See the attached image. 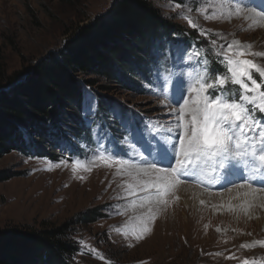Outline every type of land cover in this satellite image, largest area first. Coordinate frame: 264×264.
I'll return each mask as SVG.
<instances>
[{
  "label": "rangeland",
  "instance_id": "obj_1",
  "mask_svg": "<svg viewBox=\"0 0 264 264\" xmlns=\"http://www.w3.org/2000/svg\"><path fill=\"white\" fill-rule=\"evenodd\" d=\"M151 1L164 17L194 33L206 55L210 53L220 62L223 57L218 54L238 40L242 45H251L249 51L253 53L241 58L264 67V19L251 16L247 10L236 15L232 11L236 5L229 0ZM113 2L0 0L2 75L9 78L28 72L37 62L63 48L79 27L107 13ZM242 2L260 4L261 0ZM188 18L197 27H192ZM201 29L207 34L201 35ZM203 49L194 46L189 53L178 49L172 79L183 74L191 80L205 73L200 64ZM220 65L223 74L226 73V66L221 62ZM91 78L99 83L94 89L85 88L86 100L89 93L95 96L97 92L112 100L117 105L115 109L126 107L144 122H153L154 127L155 122L161 125L172 122V110L153 94L157 88L138 95L116 89L106 79ZM101 87L115 90L105 91ZM227 87L238 96V86ZM74 141L72 148L79 147L80 154L66 145L56 150L43 145V151L31 148L29 154L13 152L0 160V171L13 175L11 180L0 184V230L39 228L43 222L62 225L87 211L98 210L102 219L76 228V241L81 249L79 264H244L245 260L249 264H264V246L257 243L264 242V193L258 192L255 198L244 197L246 188L230 186V190H225L222 182L208 184L198 179L181 184L201 193L188 204L175 194L167 198L166 205L147 202L143 207L139 203L133 205V200L139 201L147 193L128 196L131 178L120 173L115 164L109 167L99 160L90 162L97 147ZM76 160L83 166L74 171ZM143 227L149 230L136 239Z\"/></svg>",
  "mask_w": 264,
  "mask_h": 264
},
{
  "label": "trees",
  "instance_id": "obj_2",
  "mask_svg": "<svg viewBox=\"0 0 264 264\" xmlns=\"http://www.w3.org/2000/svg\"><path fill=\"white\" fill-rule=\"evenodd\" d=\"M194 46L203 49L194 33L164 17L151 0H114L107 13L79 27L63 48L28 72L5 78L0 71V160L43 145L72 148L77 140L98 147V142L125 137L122 125L140 127L143 118L123 106L115 109L112 100L97 92L94 118L86 116L85 88L99 83L91 77L106 79L127 93L146 94L153 89L149 85L172 79L177 50L189 53ZM202 54L205 70L210 66L223 74L217 58L204 49ZM12 178V173L0 171V184ZM102 218L93 210L62 225L43 222L39 228L0 230V264H79L76 228Z\"/></svg>",
  "mask_w": 264,
  "mask_h": 264
},
{
  "label": "snow or ice",
  "instance_id": "obj_3",
  "mask_svg": "<svg viewBox=\"0 0 264 264\" xmlns=\"http://www.w3.org/2000/svg\"><path fill=\"white\" fill-rule=\"evenodd\" d=\"M229 2L236 5L232 9L236 15L247 10L251 16L264 19V0L260 4ZM188 23L197 27L190 18ZM206 34L201 29V35ZM249 49L251 45L238 40L224 47L218 54L226 66L224 74L207 66L205 73L191 80L180 74L159 85H149L158 89L153 94L172 110V122H155V127L147 121L140 127L123 124L126 136L109 139L107 146L98 142L90 162L119 166L118 171L133 181L127 186L128 196L147 193L139 201H132L141 207L145 202L166 205L167 198L175 196L182 183L198 179L208 184L222 182L225 190L230 186L246 188L244 197L264 193V67L241 58L253 55ZM229 84L238 86V96L227 87ZM94 113L95 99L89 93L85 114ZM74 165V171L83 166L79 160ZM148 230L143 227L136 239ZM257 243L264 246V242Z\"/></svg>",
  "mask_w": 264,
  "mask_h": 264
},
{
  "label": "bare ground",
  "instance_id": "obj_4",
  "mask_svg": "<svg viewBox=\"0 0 264 264\" xmlns=\"http://www.w3.org/2000/svg\"><path fill=\"white\" fill-rule=\"evenodd\" d=\"M175 194H177L181 200L187 204L192 198H194L195 195H201L198 189L185 185H180Z\"/></svg>",
  "mask_w": 264,
  "mask_h": 264
}]
</instances>
